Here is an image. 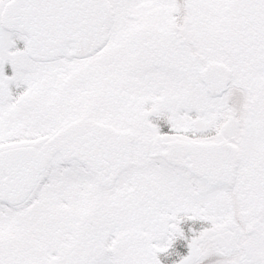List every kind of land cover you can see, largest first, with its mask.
I'll return each mask as SVG.
<instances>
[{"label":"snow or ice","instance_id":"1","mask_svg":"<svg viewBox=\"0 0 264 264\" xmlns=\"http://www.w3.org/2000/svg\"><path fill=\"white\" fill-rule=\"evenodd\" d=\"M0 264H264V0H0Z\"/></svg>","mask_w":264,"mask_h":264}]
</instances>
